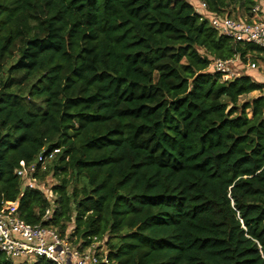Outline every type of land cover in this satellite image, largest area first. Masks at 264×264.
Returning a JSON list of instances; mask_svg holds the SVG:
<instances>
[{
  "label": "trees",
  "instance_id": "16d2710c",
  "mask_svg": "<svg viewBox=\"0 0 264 264\" xmlns=\"http://www.w3.org/2000/svg\"><path fill=\"white\" fill-rule=\"evenodd\" d=\"M199 1L237 18L256 3ZM248 54L264 48L187 0H0V205L104 242L98 264H264V83L210 70ZM42 149H58L34 173L57 181L48 220L16 174Z\"/></svg>",
  "mask_w": 264,
  "mask_h": 264
},
{
  "label": "built area",
  "instance_id": "2783aa9c",
  "mask_svg": "<svg viewBox=\"0 0 264 264\" xmlns=\"http://www.w3.org/2000/svg\"><path fill=\"white\" fill-rule=\"evenodd\" d=\"M195 10L201 18L210 23L219 35L230 37L236 43L256 44L264 48V0H256L250 16L246 18L210 12L202 1L198 2ZM236 58L215 59L210 65V70L220 73L223 80L235 78L241 75L240 68L243 66L242 63L236 62ZM248 67L253 70L257 69L254 62ZM57 152L58 149H42L36 159L26 168L16 171V174L22 178V188L41 190L43 183L39 182L34 173L38 167L42 169ZM52 209L53 201H50V207L45 211L44 220L51 217ZM102 247H104V242L87 247L73 243L69 230L62 236L56 229L48 226L30 225L21 218L17 201L1 202L0 252L16 264L32 263L39 259L53 264H98Z\"/></svg>",
  "mask_w": 264,
  "mask_h": 264
},
{
  "label": "rangeland",
  "instance_id": "374dc122",
  "mask_svg": "<svg viewBox=\"0 0 264 264\" xmlns=\"http://www.w3.org/2000/svg\"><path fill=\"white\" fill-rule=\"evenodd\" d=\"M189 3L192 2V0H187ZM246 58L248 59L247 62H244L242 63L243 66L241 69V72L240 74H247V75H250L252 79H254L255 81H258V82H263L264 83V55H257V54H248L246 56ZM236 62L237 63H241L240 59L239 58H236ZM256 63L257 65V69L253 70L251 69L250 67H248L251 63ZM260 94L259 91H254V92H251L250 94L246 95V96H243L240 98V102L244 99H250L252 97H255V96H258ZM262 94L264 95V90L262 92ZM247 113L248 115H250V111L247 110ZM46 165H44V169H45ZM56 179L49 175L43 182V187L41 188V191L44 193V195L46 196V198H48L50 201L53 200V196L50 192L52 186H54L56 184ZM101 252H100V255L102 254H106V247L104 245V247L101 248Z\"/></svg>",
  "mask_w": 264,
  "mask_h": 264
},
{
  "label": "crops",
  "instance_id": "0c3cea01",
  "mask_svg": "<svg viewBox=\"0 0 264 264\" xmlns=\"http://www.w3.org/2000/svg\"><path fill=\"white\" fill-rule=\"evenodd\" d=\"M198 2H199V0H192V2H190V3L194 6H198Z\"/></svg>",
  "mask_w": 264,
  "mask_h": 264
}]
</instances>
